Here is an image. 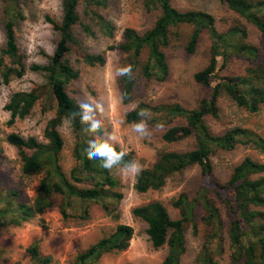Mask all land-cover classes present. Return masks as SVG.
Instances as JSON below:
<instances>
[{"label": "trees", "instance_id": "trees-1", "mask_svg": "<svg viewBox=\"0 0 264 264\" xmlns=\"http://www.w3.org/2000/svg\"><path fill=\"white\" fill-rule=\"evenodd\" d=\"M221 1L264 35V0ZM142 2L146 10L158 11L153 25L143 32L133 27H125L122 32L123 41L119 45L107 47L109 50L118 48L127 53L125 64H131L133 68L132 79L119 77L124 103L132 99L139 77L153 78L159 82L167 79L170 70L165 49L178 34L176 29L190 28L184 46L189 54L196 50L202 33H206L210 44L207 65L194 73V79L206 89L205 95L195 107L187 108L177 102L153 105L139 102L134 107L135 110L126 112L125 120L130 123L139 119L137 113L140 109H147L151 113L152 118L148 124L159 125L166 118L183 117L185 123L166 128L162 139L174 142L193 136L195 140L191 150L162 151L151 165L143 167L142 173L135 176L134 189L138 192L160 189L170 175L192 164H198L203 175H210L213 170L211 154L215 147L232 149L242 143L256 148L264 155V136L252 129L234 126L215 134L205 121V116L218 114L217 103L222 93L250 112L257 111L264 104V51L249 40L247 25L236 20L221 31L216 27L214 16L205 10H180L170 0ZM105 4V0H62L61 19L55 20L46 16L57 32L58 39L53 54L42 65L26 64L25 55L20 52L14 33L17 15L21 14L17 7L12 11H5L6 42L0 50V84L22 77L27 70L43 71L46 76L45 86L14 91L10 95L5 104V109L10 113L8 123L28 115L44 89L45 94L48 93L55 102V113L48 119L43 130L46 141H40L34 136L25 138L15 132L6 137L8 143L17 148L22 174H41V177L32 203L17 202L14 205L10 199L7 205L0 207V224L27 221L36 214H42L52 207L55 195L66 198L64 205L60 207L64 216H68L66 208L77 201L80 204L99 203L106 213H111L107 199L118 201L121 197V193L115 190L118 181L112 172L102 168L101 161L89 160L85 155L90 135L83 130L78 117L71 118L78 102L66 90V86L79 76V69L72 65L68 57L79 46L75 27L80 25L84 33L94 34L90 25L81 21L78 6H83L84 13L95 20L103 34L112 36L113 24L95 8ZM144 49L147 50V57L141 64L140 57ZM232 58H242L248 62L245 72L222 75L221 70ZM83 61L89 66L103 65L105 55L85 52ZM65 119L70 122L75 134L72 153L76 164L69 175L59 163L64 141L58 127ZM120 149L117 146V150ZM127 153L125 161L134 159L132 152ZM219 188L222 192L218 190L217 196L222 208L208 195L205 187L200 188L192 197L180 193L172 201L180 215L175 219L171 218L167 208L159 200L148 201L132 208V215L146 223L145 232L153 248L166 245L167 252L161 264H180L186 251L187 224H191L194 234L198 232V208L201 210L199 219L208 228L196 256L198 264H214L215 256L224 251L225 237L229 244L230 264H264V157L257 160L250 155L244 156L234 166L224 186ZM11 194L17 193L13 191ZM81 209V215L84 216L88 211L87 207L82 206ZM222 209L228 221L226 227ZM132 237L133 227L119 223L110 234L78 252L71 264H94L105 253L127 249ZM27 251L31 264H50L52 257L42 255L35 242Z\"/></svg>", "mask_w": 264, "mask_h": 264}, {"label": "rangeland", "instance_id": "rangeland-1", "mask_svg": "<svg viewBox=\"0 0 264 264\" xmlns=\"http://www.w3.org/2000/svg\"><path fill=\"white\" fill-rule=\"evenodd\" d=\"M106 4L95 7L96 11L109 20L113 26V35L103 34L94 19L84 13L82 5L78 6L81 21L90 25L93 35L84 33L80 25L75 27L79 46L68 55L72 65L79 69V76L66 86V90L77 102L85 100L98 101L103 105V130L115 135L119 141L118 147L126 152H132L134 160L143 167L151 165L162 151H187L194 148L193 136L167 142L162 139L166 128L174 124H183V117L166 118L159 125L149 124L151 136L141 138L132 131V123L125 120V114L139 102L148 104L179 103L184 107L193 108L205 95V88L194 79V73L203 69L209 61V39L206 33L200 35L196 50L187 53L184 50L190 28L176 29L178 34L173 37L171 45L165 49L169 64V75L159 82L153 78L139 77L132 99L124 103L121 96L119 77L115 69L125 65L127 53L120 49H107L108 45H119L125 27H133L139 32L150 28L157 15V10L148 11L142 0H105ZM171 4L180 10L199 9L211 13L215 18L216 27L225 30L234 21L245 23L249 31V40L264 51V35L256 27L248 24L237 13L230 10L221 0H170ZM7 7V9H6ZM17 7L19 13L15 23V39L20 52L25 55L27 65L31 63L46 64L53 54L57 32L46 16L55 20L62 17V0H0V50L5 46L4 29L5 11ZM12 14V13H11ZM85 52L104 54L103 65L89 66L83 61ZM147 57V50L141 53L140 63ZM248 62L240 58H232L221 70L222 75L243 74ZM46 76L43 71L27 70L20 78H13L7 84H0V207L8 204L11 199L17 202L32 203L41 174L26 176L21 171V159L17 148L8 143L6 137L15 132L23 137L34 136L40 141H46L43 130L48 119L54 116L55 102L48 93L42 94L30 113L23 118H16L8 123L10 113L5 109L10 95L14 91L30 90L45 86ZM45 94V95H44ZM218 114L205 116V121L212 133L220 134L234 126L247 127L264 136V104L255 112H250L225 93L218 99ZM64 144L59 154V163L69 175L75 166L73 157L75 134L70 122L65 119L58 127ZM91 138V136H89ZM250 155L262 160L263 154L247 144L238 143L232 149L215 147L211 154L213 166L210 175H203L198 164H192L181 171L170 175L160 189H150L138 192L134 189L135 176L121 175L119 166L111 170L118 181L115 188L121 193L120 199H107L112 209L106 213L99 203H71L66 208L68 216H64L61 205L66 201L62 195L54 196L52 207L42 214H36L27 221L0 224V264H31L27 248L36 243L42 255L52 257L50 264H71L78 252L83 251L99 238L110 234L119 223L133 227V237L129 246L123 251H111L103 254L94 264H161L167 252L166 245L153 248L145 232L146 223L134 217L132 208L148 201L159 200L168 210L171 218H178L179 211L172 201L180 193L192 197L202 187L208 189V195L221 207L217 191L222 192V186L228 180L234 166L242 158ZM16 191V195L11 193ZM82 206L87 207L84 216ZM222 208V207H221ZM225 227L228 224L222 209ZM201 210L197 209L196 234L190 223L187 224L186 251L180 264H198L196 256L201 243L208 231L207 226L200 221ZM228 239L225 237L224 251L215 256L214 264H230Z\"/></svg>", "mask_w": 264, "mask_h": 264}, {"label": "clouds", "instance_id": "clouds-1", "mask_svg": "<svg viewBox=\"0 0 264 264\" xmlns=\"http://www.w3.org/2000/svg\"><path fill=\"white\" fill-rule=\"evenodd\" d=\"M115 75L118 77L133 78V68L131 64H125L115 69ZM135 110V108H133ZM103 113V105L98 101L85 100L77 104L76 110L71 113V118H79L83 130L91 138L87 141L85 155L89 160L101 161V167L111 171L119 166V173L123 175L139 176L143 169L140 162L129 159L125 161L126 151L117 150L119 141L115 135L108 134L103 130V120L98 118ZM139 119L132 122V131L141 138L151 136L148 121L151 120V113L147 109H140L137 113Z\"/></svg>", "mask_w": 264, "mask_h": 264}]
</instances>
